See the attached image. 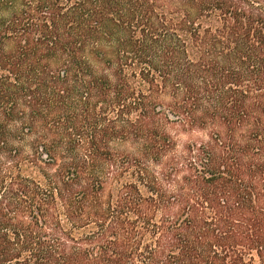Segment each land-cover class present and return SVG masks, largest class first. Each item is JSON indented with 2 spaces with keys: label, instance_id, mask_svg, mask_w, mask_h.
Returning a JSON list of instances; mask_svg holds the SVG:
<instances>
[{
  "label": "trees",
  "instance_id": "1",
  "mask_svg": "<svg viewBox=\"0 0 264 264\" xmlns=\"http://www.w3.org/2000/svg\"><path fill=\"white\" fill-rule=\"evenodd\" d=\"M0 264H264V0H0Z\"/></svg>",
  "mask_w": 264,
  "mask_h": 264
},
{
  "label": "rangeland",
  "instance_id": "2",
  "mask_svg": "<svg viewBox=\"0 0 264 264\" xmlns=\"http://www.w3.org/2000/svg\"><path fill=\"white\" fill-rule=\"evenodd\" d=\"M184 141V140H183Z\"/></svg>",
  "mask_w": 264,
  "mask_h": 264
}]
</instances>
